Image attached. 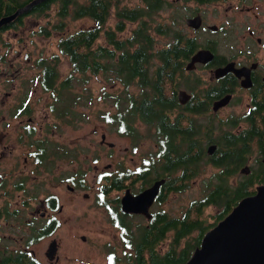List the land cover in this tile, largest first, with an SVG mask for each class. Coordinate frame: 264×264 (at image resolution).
<instances>
[{
  "label": "rangeland",
  "instance_id": "374dc122",
  "mask_svg": "<svg viewBox=\"0 0 264 264\" xmlns=\"http://www.w3.org/2000/svg\"><path fill=\"white\" fill-rule=\"evenodd\" d=\"M82 1L85 0H74V3L78 4ZM238 1L164 0V3L147 17L149 30L155 37V47H162L170 41L168 35L156 30L160 23L172 24L182 28L189 36H197L200 46L208 37L221 41L219 29L209 32L201 28V30H195L187 25L186 18L197 11L203 14L204 25L217 24L220 27L222 20H225L227 24L235 21L237 27L231 35V39L234 38L235 31H242L245 27L243 25L255 18L253 12L241 13L239 9L241 4ZM253 1L247 4L253 5ZM255 2H259L256 10L263 11L264 0ZM138 5L144 6L145 0H119L118 2V7H137ZM73 7L74 5H71V12L68 15H61L57 1L46 12L29 15L23 24L7 29L0 37V99L5 98L4 104L0 102V116L10 106L12 109L13 104L16 105L19 102L22 105L25 99L26 108L30 109V116L35 118L34 133L30 137L34 141L32 149L37 152L41 151L43 147H39L38 144L44 142L45 150L48 152L46 154L44 150V157L40 161L35 160V177L29 180L30 189L35 191L32 204L28 205L27 199L24 203L22 202L23 192L19 198L16 192L11 199H8V194L0 196V204L8 199L9 202L4 205H9L10 210L17 206L20 208L18 214L16 211L14 213L4 211L0 216V246L4 247L5 252L26 247L39 257L43 264H107L112 252H116L123 258L131 254L128 253L130 250L127 248L131 250L133 248L128 245L139 241V238L132 237V234L138 235L141 230L139 225L138 228L127 227L123 229L121 240V232L113 224L109 212L105 207L97 204L99 189L103 183L99 176L104 171L111 174L118 173L121 163L125 165V168L127 166L136 167L145 156H150L152 152H155L156 141L154 136L150 135V132L154 130H150V127L144 123L137 122L142 136L138 140L140 142L135 144L131 142L133 140L131 136L119 133L116 127L103 119V112L115 110L114 101L103 94L104 90L116 92L117 89L122 88V83L110 82L104 72L93 74L86 88L81 80L77 79L71 91L61 89L63 97L67 99L59 100L57 109L52 110L51 105L57 100L55 96L57 92L56 90L55 92L44 90L41 86L42 66L37 63V60L42 56L49 58L54 53L59 54L56 59L58 60V81L73 72L69 57L59 50V38L67 32L94 24V20L88 16L75 17ZM118 7L117 5L112 6L110 19L107 21L108 28H116L119 20L116 11ZM173 20L176 22L173 23ZM138 23V21H128L125 29L119 31L118 35L122 37L130 35L133 27ZM42 27L49 28L50 33L47 35L42 31ZM97 43L108 44L104 35ZM199 72L203 70H199L196 74ZM191 75V72L186 71L184 77H179L181 84L177 90L179 88L189 89ZM89 87L94 90V100L92 106L87 107L82 99L77 101L74 98L77 96V91L89 92L87 90ZM170 89L168 84L167 91ZM133 90L138 91V87L132 85L131 91ZM169 91L168 94L171 93ZM85 97L88 98V94L85 93ZM67 107L76 108L77 112L60 116L59 114L69 110L66 109ZM81 111L87 113L86 119L81 117ZM7 118L10 119V124L0 123V139L3 135L6 136L0 145V173L3 174L14 172L17 165L13 166V163L16 159H20V168H27L29 165L25 161V154H28L27 146L20 145L16 139L21 129L19 119L12 117L11 111ZM103 133L106 134L108 141L115 143L113 150H110V145L102 143ZM133 146L138 147L133 148ZM159 164L161 165L160 162ZM221 170L223 169L220 166L203 160L199 164L198 173L189 180L186 179L188 180L186 185L178 191L165 193L164 202L155 203L151 210L156 211L163 208L171 216H180L193 201L191 216L195 215L203 221L204 225L212 228L225 217L220 218L222 207L217 204H208L199 209L195 201L206 197L208 191L206 180ZM82 174L84 180L79 178ZM154 175L155 173L152 174ZM74 176H78L75 180L76 185L71 182ZM176 176L177 172L171 173V177ZM233 176L235 181H238L243 174L241 172L233 174L232 180H234ZM15 179V175L9 178L11 182ZM175 182L180 183V180H175ZM84 183H87V186H84ZM69 185L75 186V189L71 190ZM144 185L146 182L140 179L130 186L133 191H137ZM8 188H11V184ZM123 192L124 189H115L108 194L114 206L117 205L115 198L120 197ZM52 193L59 197L62 208L47 209V212L59 219L60 226L53 233L29 243L34 229L47 220L46 216L42 215V212L46 210L42 201ZM31 219L34 221L31 222ZM128 221L147 223L148 218L144 215H137L136 218H128ZM198 234L199 230H194L180 242L183 246L190 244L191 253L195 250ZM174 236L175 230L171 229L161 238V241H158L157 249L160 253L167 251L171 244L177 243ZM53 238L59 241L58 260H50L46 255L48 245ZM192 243L194 246L191 245ZM126 249L127 253H125ZM179 249L180 246H178Z\"/></svg>",
  "mask_w": 264,
  "mask_h": 264
},
{
  "label": "trees",
  "instance_id": "16d2710c",
  "mask_svg": "<svg viewBox=\"0 0 264 264\" xmlns=\"http://www.w3.org/2000/svg\"><path fill=\"white\" fill-rule=\"evenodd\" d=\"M31 1L5 0L3 2L4 13L0 12V19L5 15L14 13L20 5L22 7V5L24 6ZM57 1L59 2L61 15H68L71 12V5H74L73 13L75 17L88 16L94 20V24L67 32L59 38V50L62 54L69 57L73 68V72L63 80L58 81V60L56 59L59 54L54 53L49 58L42 56L37 60V63L42 66L41 86L44 90L53 92L56 90L57 92L55 95L57 100L51 105L52 110L55 111L57 109L59 100L67 99L63 97L61 89L71 91L70 89L75 85V80L77 79H80L82 85L86 88L93 74L104 72L110 82L122 83V88L117 89L116 92L104 90L103 94L114 101L115 110L103 112V119L116 127L119 133L130 135L133 140L137 141L142 136L137 122H145L150 126V130L152 128L155 129V131L150 132V135L157 138L162 144L156 152L158 156L164 158L160 166L162 171H157V175L169 176L166 181V183H169L164 184V186L168 185L169 187L176 180L175 177H171V173L179 168V164L175 159L174 148L172 147V139L178 131L177 119L172 121L173 106L171 100L167 98L170 96L167 94L169 91H167V88L169 84L171 87L169 92L176 94L177 87L181 84L177 77H184V59L189 58L200 46L197 36H189L182 28L175 27L172 24L160 23L156 30L159 33L168 35L170 41L162 47H155V37L149 30L147 17L159 8L164 3V0H145L144 6L138 5L137 7H118L119 0H85L78 4L74 3V0H43L27 11L20 13L10 22L3 24L0 27V37L3 36L6 29L18 27L31 14L46 12ZM194 1L207 2L209 0ZM114 5L118 7L116 11L119 17L115 29L107 26V21L110 19L111 9ZM126 21H138L139 23L133 27L130 35L126 37L119 36L118 32L125 29ZM175 22L176 20H173V23ZM59 25L61 26L62 24L60 23ZM103 29L105 30L103 31ZM42 31L48 35L51 30L47 27H42ZM102 35H104L108 44L97 43ZM132 85L133 87H138V91H131ZM87 90L89 92L77 91V96L74 100L82 99L84 104L90 107L94 100V90L90 87ZM85 93L88 94V98L85 97ZM66 109L69 110L59 115L65 116L69 113L75 114L77 112L76 108L67 107ZM81 117L86 119L87 113L81 111ZM42 150L44 151L45 149L42 148ZM37 161L39 160L37 159ZM187 161L185 170L183 171L182 168V171L189 173L192 169V174L183 176V181L186 183L190 177L198 173L199 164L202 163L199 156ZM211 164H216L223 170L216 172L206 180L207 195L205 198L195 201V203H198L199 209L208 204L220 205L223 209L220 218H223L241 198L255 191L252 186L258 180L253 178H244L238 181L232 180L231 176L235 174V169L238 165L228 161V159L226 161L224 156L218 159L212 158ZM120 166L118 173L111 174L104 171L100 174L99 179L103 180L101 194L110 192L113 187H125L127 185L125 181L128 179L129 173H138V175L133 177L132 181L138 179L148 180V176L152 170L154 171L156 165L148 164L133 170H128V166L125 168L123 163ZM187 178L188 180L186 181ZM46 198L52 208L58 207L59 199L55 194H49ZM160 214L161 211L157 212L155 218ZM54 216L49 217L42 225L34 229L29 243L56 230L58 220ZM121 220L128 221L126 218H121ZM162 221L164 223L160 225L159 222ZM177 224L176 220L165 221V215H161L158 218V222H151L138 235L132 234V237L139 238L136 244L128 245L133 248L132 251L136 256L131 253L123 258L118 256L116 252L111 253L107 264H184L192 253L190 244L183 246L180 243L182 239L193 230H199L196 239L197 247L201 243L202 236L210 228L208 225H204L199 218H196L195 221H183L175 231L174 240L177 243L171 244L167 251L160 253L157 249L158 240L164 237L168 230L172 229L169 227L177 226ZM126 228V226H123V229ZM191 245L194 246L193 243ZM178 246H180L179 250ZM0 264H43V262L31 250L20 249L16 253H2L0 251Z\"/></svg>",
  "mask_w": 264,
  "mask_h": 264
},
{
  "label": "flooded vegetation",
  "instance_id": "af4514ba",
  "mask_svg": "<svg viewBox=\"0 0 264 264\" xmlns=\"http://www.w3.org/2000/svg\"><path fill=\"white\" fill-rule=\"evenodd\" d=\"M4 1L5 0H0V12L2 13H4ZM251 1L252 0L238 1V3L241 4L239 5L241 13L253 12L255 18L247 22L246 25L244 24L243 26L245 27L242 31H235L234 38L232 39L231 35L234 28L237 27L235 21H231L230 24H227L225 20H222L220 27L217 24L204 25V17L201 12H195L191 15L194 16L199 13L203 18L202 25L199 28H194L195 30L206 29L209 32H213L219 29L221 32V41L208 37L204 44L198 47V49L207 48L213 52V58L206 63L197 62L193 69H187L186 65L191 61L193 54L186 60L184 59L185 72L189 71L192 73L189 79V89H186L189 93L188 98L184 101L180 99L179 91L183 88H179L175 95L170 93V96L167 97L171 100L173 106L172 121L177 119L178 131L172 139V147L174 148L175 159L178 161L179 168L172 173L177 172L175 178L176 180H180V183L174 181L169 187L168 185L164 186L168 176L157 175V171H162L159 162L162 164L164 158L157 155L156 150L160 148L162 144L155 137V152H152L153 154L150 156H145L142 162L136 167L128 166V170H133L148 164L156 165L154 171L152 170L148 176V180L141 179L146 182V185L137 191H133L130 185L134 184L135 181H132V179L138 175V173H129L127 176L128 179L125 181L127 184L125 187H113L111 189V191L115 189H124L125 192L127 188H130L133 193H138L151 185L155 179L166 177L165 183L161 186L159 194L150 207L151 217L143 213L125 212L122 209L121 203L124 192L120 197L115 198L117 205L114 206L108 198V194L111 191L101 194V186L98 182L100 189L97 197V204L105 207L109 212L113 224L121 232V240L123 226L128 228L134 226L138 228L139 225V229L143 230L142 228L145 229L151 222H158V218L161 215H165V221H177V226L169 227L172 228L173 231H176L183 221H195L196 216H191L194 206L193 201L180 216H171L163 208L157 209L156 211L151 210L155 203L164 202V193L168 191H178V188L186 185V182L183 181V176L185 174H192V169L189 173H184L185 164L188 162L187 160H191L195 156H199L201 161L206 160L209 163L212 162V158L218 159L224 156L226 161L228 159V161L236 163L238 167H236L235 173L241 172L243 174V178L241 177L240 179L253 178L258 180L255 181L252 186L255 190L253 193L256 192L258 185L264 183V10H256V6L259 3L255 2L256 0L253 1V5H248L247 3ZM20 7L21 5L18 8ZM247 25L249 26L247 27ZM219 67H223V73L217 76L216 70ZM199 70H203V72L196 74ZM178 79L179 77H177V80ZM0 102L4 104L5 98H1ZM26 105L27 102L24 99L22 105L17 102L16 105H12V109L10 106L5 109L0 116V123L5 122L6 124H10V119L7 118L9 117L10 111L12 117L19 119L21 129L16 139L20 145L27 146L28 154H25V161L29 163L27 168H20V159H16L13 163V166L17 165L14 172L0 173V196L8 194V199H11L16 192L17 198H19L23 192L22 202L24 203L27 199L29 205L32 201L34 202L35 197V191L29 187V180L35 177V160L38 159L40 161L41 158L44 157V151L41 149V151L37 152L32 149L34 141L30 139V136L34 133L33 122H35V118L34 116H30V109L25 108ZM143 123L148 125L145 122ZM148 127L150 126L148 125ZM152 129L155 131L154 128ZM5 138L6 136L4 135L1 137L0 145ZM131 142L137 144L140 141L131 140ZM102 143L110 145V150H113L115 147L113 141H108L106 139V134L105 138L102 137ZM38 146L46 149L44 142L39 143ZM137 147L138 146H133V148ZM210 147H212V151ZM45 153L47 154L48 152L45 150ZM244 168H246V170H243ZM153 173H155L154 176H152ZM14 175L16 179L11 182L9 178ZM76 178H78V176H74L71 179V182H74L75 185ZM79 178L84 180V175L82 174ZM9 184H11L10 189L8 188ZM69 186L71 190L75 189V186ZM84 186H87V183H84ZM85 196L88 197V194L85 193ZM8 199H5L3 204H0V216L4 211H11L12 213L16 211L17 214L19 212L20 208L18 206L10 210L9 205H4V203L7 204L9 202ZM42 202L46 208V210L42 212V215L46 216V219H48L53 215H51V213L49 214L47 209L50 210L55 208L49 205L47 198L43 199ZM56 208L61 209L62 204L58 202V207ZM159 211H161V214L155 218L156 213ZM137 215H144L148 218L147 223L143 221L137 223L134 221L121 220V218H126V220L128 218H136ZM57 220L58 224L56 228L60 226V221L58 218ZM32 221H34V219H31V222ZM159 223L162 225L164 221ZM83 236L85 237V235ZM161 240L160 238L158 241ZM22 249L27 250L28 248L23 247ZM127 249L130 251L128 252ZM127 249L125 253H132L133 256H136L131 248ZM19 250L20 249L8 250L6 252L16 253ZM0 251L2 253L5 252L4 247L0 246Z\"/></svg>",
  "mask_w": 264,
  "mask_h": 264
},
{
  "label": "water",
  "instance_id": "95a60500",
  "mask_svg": "<svg viewBox=\"0 0 264 264\" xmlns=\"http://www.w3.org/2000/svg\"><path fill=\"white\" fill-rule=\"evenodd\" d=\"M41 1L32 0L14 13L3 16L0 27ZM202 21L199 13L186 18L187 25L193 28H199ZM212 58L213 52L210 49L200 48L193 53L186 67L193 69L197 62L206 63ZM216 73L220 76L223 67H219ZM188 96L186 89H180L179 97L182 101ZM102 137L105 138V134ZM165 181L166 177L157 178L138 193L127 188L121 198L122 209L151 217L150 207ZM58 248L59 241L53 238L46 250L50 260H58ZM184 264H264V183L257 186L255 193L241 198L223 219L204 234L200 245Z\"/></svg>",
  "mask_w": 264,
  "mask_h": 264
}]
</instances>
